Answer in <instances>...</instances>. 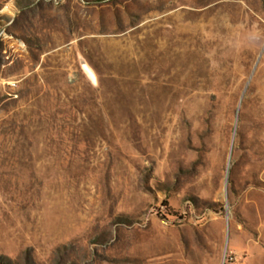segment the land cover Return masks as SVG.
<instances>
[{
  "label": "rangeland",
  "instance_id": "1",
  "mask_svg": "<svg viewBox=\"0 0 264 264\" xmlns=\"http://www.w3.org/2000/svg\"><path fill=\"white\" fill-rule=\"evenodd\" d=\"M0 264H264V0H0Z\"/></svg>",
  "mask_w": 264,
  "mask_h": 264
},
{
  "label": "bare ground",
  "instance_id": "2",
  "mask_svg": "<svg viewBox=\"0 0 264 264\" xmlns=\"http://www.w3.org/2000/svg\"><path fill=\"white\" fill-rule=\"evenodd\" d=\"M86 69V68H85ZM86 70H88V69H86ZM90 71V70H89ZM88 72V71H87Z\"/></svg>",
  "mask_w": 264,
  "mask_h": 264
}]
</instances>
